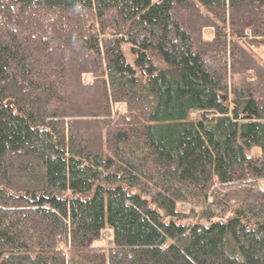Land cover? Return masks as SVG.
Returning a JSON list of instances; mask_svg holds the SVG:
<instances>
[{
  "label": "trees",
  "instance_id": "1",
  "mask_svg": "<svg viewBox=\"0 0 264 264\" xmlns=\"http://www.w3.org/2000/svg\"><path fill=\"white\" fill-rule=\"evenodd\" d=\"M263 50L264 0H0V264H264Z\"/></svg>",
  "mask_w": 264,
  "mask_h": 264
},
{
  "label": "rangeland",
  "instance_id": "2",
  "mask_svg": "<svg viewBox=\"0 0 264 264\" xmlns=\"http://www.w3.org/2000/svg\"><path fill=\"white\" fill-rule=\"evenodd\" d=\"M126 51H127V54H128L129 59L133 60L134 50H133L131 44L128 43L126 45ZM121 110H122V106H119L118 111H121ZM196 113H197V110H195V111L192 112L193 115H195ZM263 184H264V182H263ZM184 207H187V205L185 204ZM109 234H110L109 231H105V233H104L105 237H108Z\"/></svg>",
  "mask_w": 264,
  "mask_h": 264
}]
</instances>
